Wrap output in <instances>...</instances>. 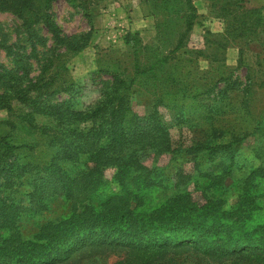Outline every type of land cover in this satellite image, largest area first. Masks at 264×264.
Listing matches in <instances>:
<instances>
[{
	"label": "trees",
	"instance_id": "obj_1",
	"mask_svg": "<svg viewBox=\"0 0 264 264\" xmlns=\"http://www.w3.org/2000/svg\"><path fill=\"white\" fill-rule=\"evenodd\" d=\"M54 1L0 0V10L23 20L34 45L43 39L33 25L42 21L67 49H81L84 43H72L75 36L67 41L61 36L48 12ZM6 48L12 54L11 47ZM14 53L18 64L21 56ZM155 64L145 66L137 57L135 74ZM19 68L0 72V108L9 111L4 121L10 127V133H0V264H108L112 254L113 264H264V159L239 179L236 201L229 206L224 196L209 189L226 187L232 163L216 173L211 169L201 174L204 186L194 190L201 198L182 188L192 176L179 170L175 190L159 203L143 206L141 192L155 184L157 168L146 165L140 151L152 146L156 154L177 151L161 119L154 112H133L125 92L128 86L117 74L97 101L78 109L70 100L53 103L42 97L72 88L65 63L50 59L36 76L20 73ZM23 129L29 137L40 135L32 145L42 144L51 156L48 161H20L17 149L21 141H28L20 136ZM230 145L198 139L183 151L196 154L205 149L213 160ZM82 156L86 162L72 170L69 163ZM109 167L116 168L119 189L107 190L104 172ZM22 176L31 185L27 203L9 198ZM56 197L70 204L69 213L40 222L32 236L25 235L20 218L44 211Z\"/></svg>",
	"mask_w": 264,
	"mask_h": 264
},
{
	"label": "rangeland",
	"instance_id": "obj_2",
	"mask_svg": "<svg viewBox=\"0 0 264 264\" xmlns=\"http://www.w3.org/2000/svg\"><path fill=\"white\" fill-rule=\"evenodd\" d=\"M48 12L65 41L75 36L72 43L84 46L67 49L42 21L33 25L43 39L34 45L23 20L0 10V72L18 65L20 73L36 76L45 62L59 60L73 86L42 97L53 103L70 100L78 109L97 101L117 74L128 86L125 92L133 112L141 116L154 112L177 150L156 154L152 146L140 151L141 160L157 168L155 184L141 192L143 206L151 207L175 190L174 175L179 170L192 176L182 188L201 198L194 191L197 185L204 186L201 174L211 169L216 173L227 163L233 164V173L226 187L209 190L224 196L227 206L235 203L239 179L264 159V0H55ZM180 36L178 49L169 53ZM14 51L21 56L18 64ZM167 55V60L159 61ZM137 57L145 66L156 61L155 67L136 75ZM7 118L9 111L0 108V133H10ZM17 125L14 132L21 123ZM22 131L20 136L28 141L26 145L21 141L17 149L20 161H48L51 156L43 145H32L40 135L29 137L27 129ZM198 139L230 142L231 149L220 150L213 160L205 149L185 154L183 149ZM85 162L82 156L69 165L76 170ZM115 172L114 167L105 169L107 190L120 188ZM17 180L9 198L27 203L31 185L24 176ZM69 211L70 204L56 197L44 211L24 214L19 223L24 234L32 236L40 222ZM115 259L110 255L108 264Z\"/></svg>",
	"mask_w": 264,
	"mask_h": 264
}]
</instances>
